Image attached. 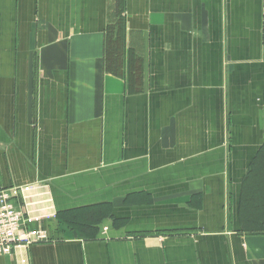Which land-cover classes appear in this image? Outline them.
<instances>
[{
  "label": "crops",
  "instance_id": "1",
  "mask_svg": "<svg viewBox=\"0 0 264 264\" xmlns=\"http://www.w3.org/2000/svg\"><path fill=\"white\" fill-rule=\"evenodd\" d=\"M6 188L54 240L0 264H264V0H0Z\"/></svg>",
  "mask_w": 264,
  "mask_h": 264
},
{
  "label": "built area",
  "instance_id": "2",
  "mask_svg": "<svg viewBox=\"0 0 264 264\" xmlns=\"http://www.w3.org/2000/svg\"><path fill=\"white\" fill-rule=\"evenodd\" d=\"M18 196L20 192L16 188L0 190V257L11 256L16 247H28L35 243L50 241L47 229L26 228L30 204L20 206L16 203Z\"/></svg>",
  "mask_w": 264,
  "mask_h": 264
},
{
  "label": "trees",
  "instance_id": "3",
  "mask_svg": "<svg viewBox=\"0 0 264 264\" xmlns=\"http://www.w3.org/2000/svg\"><path fill=\"white\" fill-rule=\"evenodd\" d=\"M105 69L109 73L125 77L130 91L142 90L145 57L137 55L132 48H125V24L121 17L108 28Z\"/></svg>",
  "mask_w": 264,
  "mask_h": 264
},
{
  "label": "rangeland",
  "instance_id": "4",
  "mask_svg": "<svg viewBox=\"0 0 264 264\" xmlns=\"http://www.w3.org/2000/svg\"><path fill=\"white\" fill-rule=\"evenodd\" d=\"M103 230H105V229L103 228ZM57 235H56V238H67V237L72 236V232H64L63 231V232H59ZM80 235L82 236L83 234H80ZM51 240H54V238L51 237V235H50V241Z\"/></svg>",
  "mask_w": 264,
  "mask_h": 264
}]
</instances>
